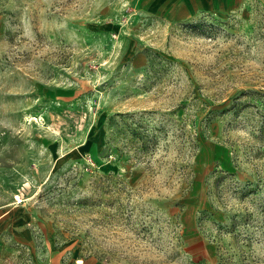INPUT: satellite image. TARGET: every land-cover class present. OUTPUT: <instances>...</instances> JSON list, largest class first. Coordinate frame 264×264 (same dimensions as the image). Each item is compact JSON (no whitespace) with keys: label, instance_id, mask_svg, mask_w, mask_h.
<instances>
[{"label":"rangeland","instance_id":"374dc122","mask_svg":"<svg viewBox=\"0 0 264 264\" xmlns=\"http://www.w3.org/2000/svg\"><path fill=\"white\" fill-rule=\"evenodd\" d=\"M212 1L0 0V264H264V0Z\"/></svg>","mask_w":264,"mask_h":264},{"label":"crops","instance_id":"0c3cea01","mask_svg":"<svg viewBox=\"0 0 264 264\" xmlns=\"http://www.w3.org/2000/svg\"><path fill=\"white\" fill-rule=\"evenodd\" d=\"M160 1V7H164L161 11H165V17L170 20H189L196 16L200 12H209L212 9L218 8L217 3L212 0H158ZM161 8V9H162ZM9 210H5L0 213V229H7L9 226L7 219ZM7 224V226H5ZM6 231V230H5Z\"/></svg>","mask_w":264,"mask_h":264}]
</instances>
